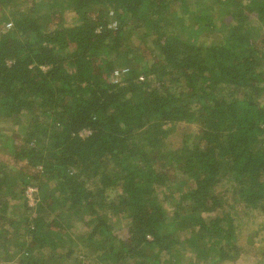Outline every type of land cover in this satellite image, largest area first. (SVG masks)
Returning a JSON list of instances; mask_svg holds the SVG:
<instances>
[{"label":"trees","instance_id":"1","mask_svg":"<svg viewBox=\"0 0 264 264\" xmlns=\"http://www.w3.org/2000/svg\"><path fill=\"white\" fill-rule=\"evenodd\" d=\"M1 142L0 264L241 259L264 0H0Z\"/></svg>","mask_w":264,"mask_h":264},{"label":"rangeland","instance_id":"2","mask_svg":"<svg viewBox=\"0 0 264 264\" xmlns=\"http://www.w3.org/2000/svg\"><path fill=\"white\" fill-rule=\"evenodd\" d=\"M65 18L70 22L72 21L71 13L66 12ZM5 134V139L12 136V132L10 128L3 130ZM189 131L192 133L194 132V127L190 126ZM6 142V141H5ZM3 142L0 143V148ZM5 144V143H4ZM33 190L31 188L27 191V197L29 199L30 206H34V198H33ZM239 213L243 211L240 207L238 208ZM254 216V215H252ZM243 219H240V223L242 224V242L243 244L246 243V238L249 236H254V249L247 251L245 254L241 256V259L234 261L229 264H264V216H254L252 221H249L251 216L244 217L241 215ZM245 218V219H244ZM73 226L72 231L77 234L80 231V225L78 222L74 221L71 223ZM263 239V240H262ZM73 260H67L63 264H72ZM226 264V263H225Z\"/></svg>","mask_w":264,"mask_h":264},{"label":"built area","instance_id":"3","mask_svg":"<svg viewBox=\"0 0 264 264\" xmlns=\"http://www.w3.org/2000/svg\"><path fill=\"white\" fill-rule=\"evenodd\" d=\"M7 27H10V24ZM115 74L117 75V72Z\"/></svg>","mask_w":264,"mask_h":264}]
</instances>
